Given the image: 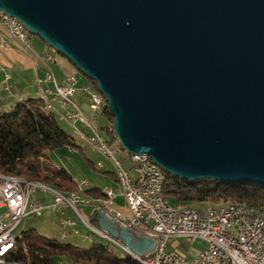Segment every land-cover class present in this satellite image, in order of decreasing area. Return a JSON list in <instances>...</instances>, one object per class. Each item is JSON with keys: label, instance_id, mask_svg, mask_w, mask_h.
Returning a JSON list of instances; mask_svg holds the SVG:
<instances>
[{"label": "water", "instance_id": "water-1", "mask_svg": "<svg viewBox=\"0 0 264 264\" xmlns=\"http://www.w3.org/2000/svg\"><path fill=\"white\" fill-rule=\"evenodd\" d=\"M95 82L130 155L181 179L264 187V0H0ZM140 258L155 239L99 210Z\"/></svg>", "mask_w": 264, "mask_h": 264}, {"label": "built area", "instance_id": "built-area-1", "mask_svg": "<svg viewBox=\"0 0 264 264\" xmlns=\"http://www.w3.org/2000/svg\"><path fill=\"white\" fill-rule=\"evenodd\" d=\"M0 18L11 28L18 30L20 36L31 43L33 34L29 29H23L20 21L2 10H0ZM9 41L0 36V47L7 48ZM39 55L45 61V69L44 78L37 73L36 83L42 90L45 100L53 105L56 112H60L62 120L72 126L95 151L108 158L114 165L112 155L99 138V133L93 128H87L78 116L80 106L75 98L77 76L69 75L58 81L51 66L55 61L54 57L50 54ZM1 71L6 69L2 66ZM10 79L11 76L6 73L4 90L8 94L12 91L9 85ZM83 92L90 95V109L96 123L98 114L104 107L92 86H85ZM52 95L58 107L48 99V96ZM64 96H72L74 106H65ZM131 160L145 162L144 172L152 175V182H146V186L136 185L134 177L123 174L114 165L117 186L115 189L105 190V197L100 199L96 211L102 210L115 222L142 232L158 242L157 250L152 255L142 258V261L147 264H257V252H264V217L239 213L229 207V203L222 204V211L172 209V204L163 193L153 194L154 183L162 177L160 173H156L152 164H149V158L144 155H134ZM140 174L142 173H136V177ZM84 186H87L85 181L80 187ZM35 192L27 189V183H12L6 175L0 174V264H18L6 262L7 257L17 249L19 237L15 234L17 228L25 218L43 216L47 208L41 201L32 198ZM119 197L123 199L127 212L115 208ZM82 205H88V201L77 193L64 196L63 199H54L50 208L54 211V219L60 222L63 230L69 231L74 236H82L79 228L82 224L95 235L113 238L92 225L90 219L80 210ZM69 208L76 217L65 216V210ZM62 236L65 237L64 234ZM83 239L86 241L90 237ZM172 239H183L187 243L201 240L206 246L192 259H188L184 251L169 247ZM113 240L122 245L124 253L130 252L119 240L114 238Z\"/></svg>", "mask_w": 264, "mask_h": 264}, {"label": "trees", "instance_id": "trees-1", "mask_svg": "<svg viewBox=\"0 0 264 264\" xmlns=\"http://www.w3.org/2000/svg\"><path fill=\"white\" fill-rule=\"evenodd\" d=\"M91 84L97 94H100L96 83L91 81ZM55 113L47 105L45 107L42 98H28L8 110L0 111V174L17 177L25 183L49 186L52 191L68 196L77 194L80 184L75 182L67 170L57 168L47 161V155L64 147H80L61 129ZM102 113L110 123L104 130L110 138L107 140L108 144L117 142L113 132L114 118L107 106ZM163 175V195L172 205L196 207L194 205L237 203L264 208V187L261 186L217 180L191 181L165 172ZM83 192L97 199L105 197L104 191L99 188H88ZM95 225L99 227L97 223ZM90 241V246L82 247L48 239L30 229L19 235L17 249L7 257L6 262L63 264L58 259L67 258L73 264H141L126 253L124 256L117 255L111 250L110 244L96 242L92 235Z\"/></svg>", "mask_w": 264, "mask_h": 264}, {"label": "rangeland", "instance_id": "rangeland-1", "mask_svg": "<svg viewBox=\"0 0 264 264\" xmlns=\"http://www.w3.org/2000/svg\"><path fill=\"white\" fill-rule=\"evenodd\" d=\"M38 44H41V46L44 49L47 47L49 49V52L54 54L55 57L67 61V63H69L72 67H74L80 79H84V81H87V83L90 86H92L91 80L88 79L86 76H84L81 72H79L69 60H67L64 56L57 54V52L54 51L52 48L48 47L40 37H38L37 35H33V38L31 39V46L34 52L35 50L38 52H42L41 48L38 47ZM52 67H54L52 69L54 70L57 77V73H58L57 67L59 66L57 64H53ZM80 86H78V88H80ZM40 95L41 94L39 93V91L33 92V94L29 96V98L38 99ZM75 98L80 106V109L83 111L82 113H84L86 119L92 121V111L90 109V103H91L90 95L85 94L80 89H77ZM56 119L61 129L65 131V133H67V135H69L74 140L75 144H77L80 148L73 149L72 147H64L62 149L50 152L47 155V161L54 164L57 168H63L67 170L73 176L75 182L77 183H81L82 181L87 182L89 188H99L104 192L107 188L110 187L112 189H115L116 182L114 181V177L111 174V173L115 174V167L113 163L108 158L95 151L88 144L86 140L80 138V136L77 135L73 127L70 126L66 121L62 120L59 114L57 113H56ZM109 124L110 123L108 117L102 112L99 113L97 117V122L95 123V127L100 131V133L106 139V141L109 140L110 138L104 130L105 127H107ZM78 127L80 128L79 125ZM110 149L113 151V153H115L114 154L115 158L122 163L123 167L129 172V174L135 175L136 173L135 169L138 167V165L134 164L131 161L130 156L128 154H125V150L120 145L119 141L110 144ZM92 163L94 164L96 169H94ZM98 163L103 164L105 169L102 170L101 168H99V166H97ZM137 178L138 177H134V181L137 180ZM50 188H48L49 189V191H47L48 194H44L41 191L42 190L41 188H38V190L32 194L33 199H38L47 207L43 213V216L25 218L22 221L19 228L16 230L15 234L19 236L25 231L34 229L40 235L48 239L59 240L61 242L71 243L82 247L90 246L91 245L90 240H89L90 242L84 241L82 237L74 236L73 234H70L68 231H64L63 228L60 226V222L54 219L55 214L50 207L53 205L54 199H60V197L58 196L59 194L57 192H56L57 194L55 193L56 195L53 194L54 192L52 193V190ZM65 193L68 192L65 191ZM83 195L84 193L81 194V196ZM216 205H222V204H216ZM119 206H121L120 203ZM194 206H196L197 208L198 207L203 208L211 205L209 204L205 206L204 205H194ZM80 210L84 211L83 208L81 207ZM118 210H121L122 212H127L125 206L124 209H118ZM66 215L67 217L69 216L76 217L75 213L70 208L67 209ZM79 228L82 231V236L85 235L86 234L85 229L81 225H79ZM63 234L66 235L65 238H62ZM90 234L93 235V238L95 239L96 242H100L106 245L110 244V248L113 252H115L119 256H124L125 253L122 252L123 250L116 243L111 244L107 240L101 237H96L94 233L90 232ZM174 241L176 240H173V242ZM171 245L173 246L174 243H171ZM204 247L205 244L202 241H197L194 244V246H192L194 250H200ZM58 260L63 264H73L67 258H60Z\"/></svg>", "mask_w": 264, "mask_h": 264}, {"label": "crops", "instance_id": "crops-1", "mask_svg": "<svg viewBox=\"0 0 264 264\" xmlns=\"http://www.w3.org/2000/svg\"><path fill=\"white\" fill-rule=\"evenodd\" d=\"M0 36H3V35L0 34ZM3 37L6 38V40H10V41L8 42L7 48L0 47V67L3 66V68L6 69V71L0 72V111L10 109L14 105H16L18 102L28 99L29 96L33 94V92H38V91L41 94L39 96V98L44 99V104L46 107V105L49 103V101L45 100L44 96L42 95V90L38 87V85L36 83L37 73L39 74V76L41 78H44V72H43V70L45 69L44 63L41 60L34 58L33 56H29L26 53H24V51L20 48V46L17 43H15L14 41H12L11 39L7 38L6 36H3ZM38 47L41 48L42 52H38L35 50V53L37 55H39V54H50L54 57L55 61L51 64V66L53 64H57L59 66V67H57L58 73H57V77H56L58 81H62L66 76L76 75L78 78L77 89H80L81 91H83V88L85 86L89 85L87 83V81H84V79H80V77L77 74V72L75 71L74 67H72L69 63H67V61H64L62 59L55 57L54 54L49 52V49L47 47L44 49L41 46V44H38ZM52 68H54V67H52ZM6 73L11 76V79L9 81V85L11 86V89H12L11 94L6 93L4 90V88H5L4 79H5ZM55 76H56V74H55ZM78 86H80V88H78ZM76 93H77V91H76ZM53 97H54V95L48 96V99L52 100V102L58 107L59 105L57 102L53 101L54 100ZM56 113L59 114V116H60V112H56ZM56 113H55V115H56ZM92 166L94 167V169H96V167L94 166L93 163H92ZM97 166H99V168H101L102 170L105 169V167L101 163H98ZM112 176L114 177V181H115L116 180L115 174L114 175L112 174ZM81 183H79V184L81 185ZM116 186H117V182H116ZM88 188H89V186L87 183V186L80 187V189L77 193H79L81 196V194L84 193L83 191L85 189H88ZM53 192L54 191H52V193ZM55 193L56 192H54L53 194H55ZM45 194H48V192ZM81 197L84 200L88 201V205H82L81 206V208H83V210H84V211H82V210L81 211L88 219H90V222H91L95 216V213H97L96 207L98 206V204H100V199L94 198L93 196H89L85 193ZM119 198H117L115 208L116 209H124V206H125L124 201L122 198L121 199H119ZM119 203L121 206H119ZM66 214H67V209L65 211V216L67 217ZM69 217H71V216H69ZM72 218H74V217H72ZM80 225L82 226V224H80ZM93 226L96 227L95 224H93ZM96 228L99 229V227H96ZM85 231H86V234L83 235V237H90V230L85 229ZM95 236L106 239V240L110 241L111 243H113L112 241H114L112 238L107 237V236H103V235H95ZM65 237H66V235H65ZM65 237L62 236V238H65ZM92 237H93V235H92ZM87 240H90V239H87ZM173 240H176V241L173 242ZM171 241L172 242H170L169 247L171 249L177 248V249L184 251L186 253L188 259H192L198 252H200L203 249L202 248L200 250H194L192 248V246H194L195 243L189 244V243L185 242L183 239H172ZM171 243H174V245L172 246Z\"/></svg>", "mask_w": 264, "mask_h": 264}, {"label": "bare ground", "instance_id": "bare-ground-1", "mask_svg": "<svg viewBox=\"0 0 264 264\" xmlns=\"http://www.w3.org/2000/svg\"><path fill=\"white\" fill-rule=\"evenodd\" d=\"M22 28L23 29H28L23 23H22ZM0 34L3 35V36H6L7 38H9L12 41H14L15 43H17L20 46V48L25 53H27V55L33 56L34 58H37V59L41 60L44 63V65H45V61H43V58H40V56L37 55L32 50V46H31V43L29 42V40L26 39L25 37L20 36L18 30L11 28L8 25V23L6 21H4L3 19H1V18H0ZM30 53H32V54H30ZM97 96L101 100L102 107L107 106L106 98L101 93L97 94ZM64 105L65 106H74L73 97L72 96H64ZM47 107H48V109H50L52 111H55L53 106H52V104L48 103ZM78 116L80 117L81 121L85 124V126H87V128H93V130H95V132L99 133V138H101L102 143L104 144V146H106L108 148V150L110 152V155H112V160L114 161V165H116V167L120 171H122L123 174L130 175L129 172L123 167L122 163L115 158V156H114L115 153H113V151L110 149V144H108V142L102 136L100 131L95 127V119L93 117H92V121L86 119V117L84 116V114L82 113V111L80 109H78ZM77 135H78V133H77ZM78 136H80V135H78ZM80 138H82V137L80 136ZM125 154H128V153L125 151ZM128 155L130 156V159H131L132 156H134V155H144V154H134V155L128 154ZM144 156H147V155H144ZM147 157L149 158V164H152V166H153L154 170L156 171V173H160V175L162 177V178H159L157 183H154L153 194H161V193H163V187H164V175H163L164 171L158 165H156L151 160V158L149 156H147ZM132 162L134 164L138 165V167L135 169L136 173H142V174H140V176H137L138 178H137V180L134 181V184L139 185V186H146V182H152V175L149 174V172H144L145 162H139V161H132ZM136 173H135V175H131V176L132 177H136ZM7 178L10 179V181L12 183H16V184H24L25 183V182H23V180H21V179H19L17 177H7ZM38 188H41L44 193L49 191V189L47 187H45L44 185H40V184H36V183H32V182H28L27 183V189L36 191ZM74 194H76V193H74ZM104 194H105V192H104ZM71 195H73V194H70L68 196H71ZM59 197H60V199L64 198V196L60 195V194H59ZM229 207H231L235 211H238L239 213H245V214L252 215V216L264 217V208H259V207L256 208V207L246 206V205H243V204L241 205V204H237V203L236 204H229ZM172 209H176V210L196 209V210H200V211H222V205H211V206H206V207H203V208H201V207H198V208L197 207H186V206H183V205H172ZM93 224L94 223H92V225ZM197 241H201V240H196L193 243H196ZM112 242L116 243L114 241H112ZM116 244L123 250V247H122L121 244H118V243H116ZM189 244H192V243H189ZM127 254L129 256L133 257L134 259H136L139 263L147 264L145 261H142V258L136 256L132 252H128ZM248 264H255V263H248ZM257 264H264V252H257Z\"/></svg>", "mask_w": 264, "mask_h": 264}]
</instances>
